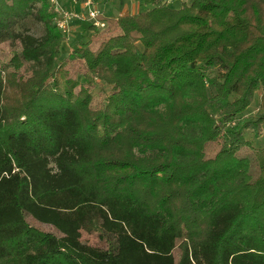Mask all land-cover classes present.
I'll return each mask as SVG.
<instances>
[{
    "label": "trees",
    "instance_id": "trees-1",
    "mask_svg": "<svg viewBox=\"0 0 264 264\" xmlns=\"http://www.w3.org/2000/svg\"><path fill=\"white\" fill-rule=\"evenodd\" d=\"M144 2L62 57L0 0V264H264V0Z\"/></svg>",
    "mask_w": 264,
    "mask_h": 264
},
{
    "label": "rangeland",
    "instance_id": "rangeland-1",
    "mask_svg": "<svg viewBox=\"0 0 264 264\" xmlns=\"http://www.w3.org/2000/svg\"><path fill=\"white\" fill-rule=\"evenodd\" d=\"M118 2L119 0H115ZM134 1V3L137 5L143 0H130ZM168 3L173 7H179L183 2H187L188 0H167ZM142 9L147 8V5H145V2H142ZM88 23V22H87ZM86 28V27H85ZM89 28V27H88ZM87 29V28H86ZM118 32V29L114 23L110 24L109 26L99 27V30L94 29L90 34L91 36H87L88 40H86L83 36H75L74 38L66 34L67 37H65V41L61 44V56H65L68 54V52L71 50L72 45L79 40H86L89 41V45L92 49H95L99 46L100 42L107 38L108 36L115 34ZM84 38V39H83ZM25 78L30 76L31 70L29 68H26L22 70ZM257 101L258 97L256 96L254 101L252 102L251 106L245 111V114H252L255 112L257 107ZM245 136L248 139H251L255 147H264V124L262 126V130L259 135H256L255 132L251 129H244ZM220 139L208 142L206 144V156L212 157L215 155L217 150L220 147ZM29 220L32 224H35L36 226H39L44 229H53L49 225L41 224L34 220L33 218L29 217ZM82 240L86 243L96 244L102 246L104 242L100 239L95 233H90L87 230H82Z\"/></svg>",
    "mask_w": 264,
    "mask_h": 264
},
{
    "label": "built area",
    "instance_id": "built-area-1",
    "mask_svg": "<svg viewBox=\"0 0 264 264\" xmlns=\"http://www.w3.org/2000/svg\"><path fill=\"white\" fill-rule=\"evenodd\" d=\"M49 1L52 3L51 5L56 13L54 19L57 26L67 35L70 32V25L74 21H86L97 27L106 25V21L100 17L104 12L97 6L98 0H78L83 6L82 10L65 7L61 0Z\"/></svg>",
    "mask_w": 264,
    "mask_h": 264
},
{
    "label": "crops",
    "instance_id": "crops-1",
    "mask_svg": "<svg viewBox=\"0 0 264 264\" xmlns=\"http://www.w3.org/2000/svg\"><path fill=\"white\" fill-rule=\"evenodd\" d=\"M62 4L65 7H68L70 9L74 10H82L83 6L80 4L78 0H61ZM142 2L139 4H135L134 1L130 0H119L116 2L115 0H98L97 6L104 12L105 17H115L117 15L123 14V13H134L142 10ZM146 5V4H145ZM85 25H87V22L83 21L80 23V21H74L70 25V33L69 36L75 37V36H83L86 40H88L87 36H91V32L94 29L99 30L98 28L90 29L85 28ZM83 38V39H84Z\"/></svg>",
    "mask_w": 264,
    "mask_h": 264
}]
</instances>
